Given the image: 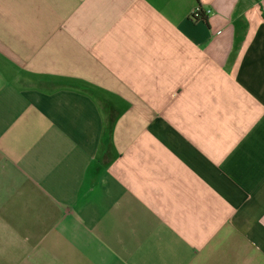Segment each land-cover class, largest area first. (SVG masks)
<instances>
[{"label": "crops", "instance_id": "crops-1", "mask_svg": "<svg viewBox=\"0 0 264 264\" xmlns=\"http://www.w3.org/2000/svg\"><path fill=\"white\" fill-rule=\"evenodd\" d=\"M0 264H264V0H0Z\"/></svg>", "mask_w": 264, "mask_h": 264}, {"label": "built area", "instance_id": "built-area-1", "mask_svg": "<svg viewBox=\"0 0 264 264\" xmlns=\"http://www.w3.org/2000/svg\"><path fill=\"white\" fill-rule=\"evenodd\" d=\"M201 13H202L201 7L196 8L194 12L192 13V19H194L195 21L203 20Z\"/></svg>", "mask_w": 264, "mask_h": 264}, {"label": "trees", "instance_id": "trees-1", "mask_svg": "<svg viewBox=\"0 0 264 264\" xmlns=\"http://www.w3.org/2000/svg\"><path fill=\"white\" fill-rule=\"evenodd\" d=\"M201 16H202V13H201ZM203 17V16H202ZM204 19V18H203Z\"/></svg>", "mask_w": 264, "mask_h": 264}]
</instances>
